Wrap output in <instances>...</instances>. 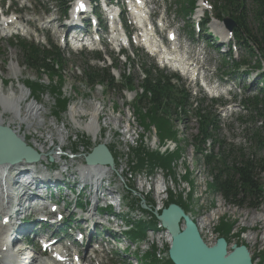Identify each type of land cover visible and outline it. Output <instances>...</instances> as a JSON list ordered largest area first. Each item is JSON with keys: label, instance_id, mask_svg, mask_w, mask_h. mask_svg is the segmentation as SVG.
I'll return each mask as SVG.
<instances>
[{"label": "rangeland", "instance_id": "374dc122", "mask_svg": "<svg viewBox=\"0 0 264 264\" xmlns=\"http://www.w3.org/2000/svg\"><path fill=\"white\" fill-rule=\"evenodd\" d=\"M10 1L13 5L14 3L17 4V8L14 9V12L17 9L20 10V4L18 2H22L26 5V10L34 11L35 13L38 12L40 15L39 23H34L33 26H30L31 28L26 29V38H32L33 40L37 39L40 42L44 41V37L36 33L37 30L40 29L42 32L47 33L55 43H58L59 39L56 38V33L59 34L62 30L60 28H51L48 21L59 16L57 12H55V8L51 15H47L45 11L46 7L53 8V6H47L46 0L37 1L38 3H35L34 0ZM209 1L213 6L211 3L212 0ZM204 2V7L207 8L206 0L199 1L198 4L203 5ZM43 4H45V6H43ZM158 7L160 9H170L171 14L168 17L169 23L185 33H187V31L189 32L187 29L190 23L188 22L191 19L192 21H198V17L194 14L183 20L181 18L182 15H180V5L176 3V0H160L158 2ZM209 9L211 8L208 6V10ZM21 11L24 13L23 9ZM212 12L213 10L208 15L213 16L215 13ZM42 20H44V22H41ZM225 20H230V18ZM36 25H39L40 28H36ZM44 29H46L47 32L44 31ZM208 29L212 38L216 34L223 35L222 33L230 32L224 28L222 22L217 20H212L208 25ZM0 30L2 31L3 28H0ZM10 30H14V28H9V31ZM12 34L13 33L10 32V34L6 36L5 34L0 35V81L3 85V89L5 93L14 91L20 94V90L25 91L29 97L22 104V108H24L23 111H26V106L31 103L38 104L40 109L43 110L40 113L42 116V125H38V122H34L33 127L28 131L25 126L22 134H25V132L27 133L25 141L28 144L33 145V143L37 141L41 147H44L45 158L43 159L45 161L42 163L43 165L46 166L51 157L54 160L53 165L55 168H60V166H62L60 169L66 172L62 173L61 176H57L59 179H56L55 175L46 176L41 173L37 174L35 168H24L25 170L31 169L36 178L41 176L40 178L47 181L48 185L59 186L63 183L74 185V183H76L75 187L84 191V194L87 196L85 193L86 188L83 187L87 185H85V180H83L81 176L79 167L84 162L83 159L88 156L95 147L106 141L108 143L107 148L117 165V171L111 175H107L102 182L101 188L108 191L113 184L112 187L117 189L116 192H119L122 198H124L122 202L124 210L120 211L123 214L120 217L121 223L120 220L118 222L121 224V229L115 231L114 234L120 239L122 238L126 244L129 243L127 246L126 244L124 246L130 251L127 253L130 262L126 260L127 263L167 264L169 258V242L165 240L162 234L156 235V233L152 234L150 230H141L138 220L140 219L143 224H146V227H152L155 223V217L152 212H154L158 201L163 200L162 202H164L165 208L171 198L176 202L181 199L180 203H184L188 206L190 201L189 198L192 196L189 215L193 221L198 223L204 218H211L209 227L205 228L203 231V235L206 239L211 235L214 237L217 236V238H224L221 236V230L223 231L224 227L231 225L232 229L230 235L228 239H226L230 247L233 245H245L251 252L254 263L264 264V222L254 225L250 219L245 217H250L255 213L264 215V174L260 175L263 186V196L260 200L261 203L258 209L231 206L226 203L220 195L211 194L208 189V184L210 182L209 173H207L208 169L204 167L202 157L200 156V158H197V153L195 151L193 139L194 136L197 135V122L193 117L189 116L187 120H181V118H179L174 122V130L177 133V138L175 140H169L167 138L162 140L160 136L158 137L156 128L151 125V120L145 123L141 120L143 116H145L144 114H146V111L144 110L143 113H140L134 104H136V101L142 96V89L140 88V76L143 72L142 67L144 66L145 69H150L153 65H157V62L161 64L158 58H151L146 51L141 48L137 51V54L133 56L134 58H132V60L135 61L134 66L133 64L130 65L125 62L124 58H122V60H117L115 55L103 48L100 49L102 55L104 50L111 55H108L110 62L108 60L104 64L94 59L93 55L88 51L82 54L79 49L74 51L62 49L65 65L59 76L50 77L45 74L37 75L36 72L27 69V67L23 65L22 56L18 47L10 45L8 40ZM199 36L200 35L196 32L194 38L191 35L187 39L184 38V44L181 43L184 47V54L190 58V63L197 64L196 68L194 66H191V68L196 69V73L201 74L203 77L206 76V71L209 72L210 75H212L213 84L218 87L216 91L220 93L221 90L225 89L228 94L231 92L230 98L236 97L237 106L221 112L212 108L209 102L205 104L204 108H207L209 112L220 117L222 126L219 136L222 139L234 143V147H237L238 144L247 146L244 140L245 125H241L236 121V118H238L240 114L247 116L248 113L240 108L239 103H242L246 98L257 95L259 90L264 87V84L256 81L257 79L259 80V78L255 74L247 77L244 75V70L240 71V73L236 72L232 61L230 64H226L229 59L227 57L229 55L227 46L222 50L225 56L221 55V53L217 51L218 48L216 44L210 41L211 39L208 37L209 34L206 35L207 38ZM180 37L182 39L183 35ZM181 39L179 38V42L176 43H180ZM208 41L210 43H208ZM239 41L243 42L240 39ZM139 46H141V44H139ZM231 51L238 63L242 60H249L251 63L256 61L250 59L248 53L243 49L232 47ZM128 55L131 54L129 53ZM103 56L107 57L105 53ZM114 64L117 70H113L112 74L117 81H120L122 74L135 78L131 90L123 92L124 90H111L107 88L106 85L94 87L87 85L84 77L87 65H91L92 67L104 66L112 68ZM12 66L17 69V74L14 76L11 72ZM254 79L256 80L254 81ZM191 87L192 84L188 86V88ZM199 91L205 92L203 89H199ZM211 95L213 96V93ZM58 100L61 102L67 101L68 104L65 110L60 109ZM95 106L102 108L101 119L99 120L101 133L97 140L84 130L86 125L90 123L91 114ZM71 109L74 110V114L76 115L75 121L71 118ZM1 110L0 108V113L2 112ZM23 114L25 113L23 112ZM4 118L8 121V119H12V116L7 114ZM132 138H134V140H132ZM137 140L139 145L137 144ZM217 147L216 145L214 148L208 143L206 145V154H211L212 152L217 154ZM60 149L63 155L74 156V158L64 161L68 158L60 156L58 152ZM138 151L143 152L142 157L144 156L145 158V154H155L159 157L167 158L168 156L177 154V152H179L180 156L175 157L174 160L171 161L170 169L164 170L160 167H152L149 164H144L142 168H138L139 158L136 153ZM244 152L247 151L244 150ZM55 153L59 154V156H55ZM45 166H43V170ZM54 166L47 165V167ZM120 168H122V170ZM76 169H78L80 177L82 178H80V181L84 184L77 182V179L74 177ZM88 177L91 178V176ZM134 180L138 182L135 183ZM37 182L40 183L39 181ZM24 186L23 182L21 185L17 186L16 189L21 191L24 189ZM43 186L45 187L47 185L43 183ZM107 186H109L108 189ZM14 187L13 183V188ZM158 187L159 189H157ZM96 188L98 187L93 186V190ZM101 195L104 198L105 193L101 192ZM108 202L114 203V197L112 195L107 197L106 205L109 210H114L112 212L115 213L117 210L110 206ZM143 203L147 206V210H142ZM17 205L21 206L20 201H18ZM101 205L104 206L103 203H101ZM80 207L83 208V205L80 204ZM128 215L131 217H127ZM15 217H17V215L14 216L11 226H13V223L16 221ZM124 227L127 228V231H125ZM113 229H117V227L114 226ZM225 231H228V229ZM146 232L148 233L147 235L145 234ZM126 234L132 237H126ZM151 234L153 237H151ZM248 236L258 237V243L256 245L248 244L244 239V237ZM19 240L20 234L17 235V241ZM164 247L165 249H163ZM108 259V262L105 264H123V260H120V258L117 259L113 256V259Z\"/></svg>", "mask_w": 264, "mask_h": 264}, {"label": "trees", "instance_id": "16d2710c", "mask_svg": "<svg viewBox=\"0 0 264 264\" xmlns=\"http://www.w3.org/2000/svg\"><path fill=\"white\" fill-rule=\"evenodd\" d=\"M60 6L62 13H66L69 0H51ZM196 0H185L183 3V12L189 14L193 11ZM214 17L223 21L230 18L235 24L234 34L242 40V48L248 53L250 59L256 60L254 65L261 68L264 63V0H212ZM18 49L22 56L23 65L27 69L36 72L37 75L45 74L50 77H58L64 69L65 60L60 51L51 44L50 50L35 46L22 39H16ZM13 46L15 44L11 43ZM248 61H243L241 65H236V69L241 66H247ZM147 77L141 83L140 88L143 93L139 100L134 104L140 113L146 111L141 120L145 123L151 120V125L157 130L158 137L162 140L176 139L177 133L174 130V122L181 118L188 117V108L190 107L188 95L181 89L171 83V78L162 73L154 74L152 71H146ZM87 85L94 87L98 84L106 85L109 89L116 87V82L109 69H97L87 67L84 72ZM124 87L131 90L134 79L123 77ZM96 84V85H95ZM38 87V85H37ZM59 101L60 109L65 110L67 101ZM249 105V121L255 122L256 126L251 133L249 142L255 148L252 154L244 153L243 150L227 145L225 140L219 136V128L216 118L204 107L200 106L192 111V116L198 121L197 135L194 136L195 151L197 158L206 151V145L210 141L215 148L218 145L217 154H208L205 156L207 169L211 180L208 189L211 194L220 195L226 203L237 208L249 207L258 209L260 200L263 196V186L260 175L264 174V96L261 98L246 101ZM191 108V107H190ZM143 109V110H142ZM149 118V119H148ZM261 120V122H258ZM242 121V119H241ZM180 150V149H178ZM139 158L138 168L144 164L162 169H170L171 161L180 156L179 152L167 158L158 155H146L143 152H136ZM257 153V155H256ZM188 206L170 199L168 204H177L186 212H190L192 196H190ZM186 207V208H185ZM157 222L154 225L146 227V224H139L141 230L156 229ZM228 229V231H225ZM232 226L224 227L221 230V236L228 239ZM167 264H172L168 261Z\"/></svg>", "mask_w": 264, "mask_h": 264}, {"label": "bare ground", "instance_id": "6f19581e", "mask_svg": "<svg viewBox=\"0 0 264 264\" xmlns=\"http://www.w3.org/2000/svg\"><path fill=\"white\" fill-rule=\"evenodd\" d=\"M133 8L134 11L139 15V20L142 22V19L140 18L141 16H143L144 14V10L142 5L139 6V4H133ZM120 40V36L119 37H115L114 38V44L118 46V42ZM146 41L148 40V37L146 38ZM184 44V43H183ZM145 47H147L150 50H153V48H155L154 46H152L149 43L144 44ZM186 47V46H185ZM201 58V57H200ZM11 72L12 75H16L17 74V69L12 66L11 67ZM20 73V72H19ZM18 93H15L14 91H11L9 93H5L4 89H3V85L0 81V108L2 109L1 113H0V126L3 128H8L10 129L12 132H14V134L19 137L20 139H22L27 145L32 146L39 154L41 153V155L44 157L45 155V149L44 147H41V145H39V143L36 141L35 143L32 144H28L25 140L27 138V133L25 132V134H22L24 127L26 126V130L28 131L29 129H31L34 125V122H38V125H42V116H41V112L43 111L42 109H40V107L38 106V104L36 103H31L28 104L27 110L23 111L24 108H22V104L26 101V99H28V95L25 93L24 90H20ZM74 109V108H73ZM70 114H71V118L73 121H75L76 115L74 114V110H70ZM23 112L25 114H23ZM10 114L12 116V119H8V121L5 120V115ZM101 114H102V108L101 107H97L95 106L93 113L91 114V118H90V123L86 125L85 127V131L90 134L95 140L98 139L99 135H100V128H99V120L101 119ZM132 117V116H131ZM84 123V122H83ZM127 123V122H126ZM8 125V126H7ZM138 125V124H137ZM112 128V127H111ZM129 128V127H128ZM133 130V129H132ZM144 130V129H143ZM130 131V130H129ZM128 131V132H129ZM130 133V132H129ZM137 137V136H136ZM110 140V139H109ZM131 140V139H130ZM132 140H134V138H132ZM136 141V140H135ZM112 142V141H111ZM106 147H108V143L105 141V143H103ZM134 144V143H133ZM137 144H138V140H137ZM166 144V143H165ZM128 145V144H127ZM139 145V144H138ZM169 145V144H168ZM173 145V144H172ZM130 147V146H129ZM138 147V146H137ZM141 147V146H140ZM139 147V148H140ZM156 147V146H155ZM138 149V148H137ZM155 149V148H154ZM163 149V148H162ZM134 150V149H133ZM175 150V149H174ZM132 151V150H131ZM154 151V150H153ZM168 151V150H167ZM157 152V151H156ZM163 152V151H162ZM116 153V151H115ZM128 154V153H127ZM133 154V153H132ZM59 156V154L55 153V156ZM165 155V154H163ZM123 156V155H122ZM68 156H66L67 158ZM69 158V157H68ZM118 158V157H117ZM122 158V157H120ZM34 166L36 165H28L25 162H22L18 165L15 166H0V264H6V257L7 254L9 252V249L11 248V246H14L13 248H17V235L22 231V226L18 229H14L13 226H11V222L14 218V216H18V214L20 212H22L23 210V202H24V198H22L20 200V204L21 206L17 205L16 207H14L13 203L15 202V198L17 196V191H19L18 189L13 188V183L15 186V183H23L24 185L28 182L31 185L35 186V185H39L40 183L41 186H43L44 182H40L38 183L37 179H35V174H32L33 177L28 178L29 175H25L27 171L24 168H34ZM122 170V168H120ZM182 169V168H181ZM158 170V169H157ZM81 172V176L86 178L88 176H91L92 178L95 177H99V181L98 185L96 186H100L102 185L103 180L107 177V175H111L113 173H115L117 171V165L114 163V166L112 168L109 167H102V166H96V167H92V166H87V165H83L80 169ZM119 171V170H118ZM24 172V173H22ZM77 173V170H76ZM166 173V172H165ZM14 174V177H13ZM147 174V173H146ZM149 174V173H148ZM186 174V173H185ZM167 175V174H166ZM25 176L27 179H25ZM39 176V175H38ZM47 176V175H46ZM60 176V175H57ZM56 176V179H59V177ZM165 176V175H164ZM169 176V175H168ZM41 176H39L40 178ZM116 177V176H115ZM147 177V176H146ZM47 178V177H46ZM153 178V177H152ZM160 178V177H159ZM165 178V177H163ZM169 178V177H168ZM172 178V177H171ZM175 179V178H174ZM20 180V181H19ZM142 180V179H141ZM146 180V179H145ZM155 180V179H154ZM172 180V179H171ZM135 181V180H134ZM140 181V180H139ZM114 182V181H113ZM120 182V181H119ZM138 182V181H137ZM135 181V183H137ZM171 182V181H170ZM177 182V181H176ZM142 183V181H141ZM150 183V182H149ZM158 183V182H157ZM163 183V182H162ZM173 183V182H172ZM178 183V182H177ZM109 184V183H108ZM118 184V183H117ZM133 184V183H132ZM147 185H149L148 183H146ZM142 185V184H141ZM154 185V184H153ZM54 185H51V187H53ZM113 186V184H112ZM145 186V185H144ZM143 186V188H144ZM132 187V186H131ZM161 187V186H160ZM120 189V187H119ZM151 189V188H150ZM156 189V188H154ZM159 189V187L157 188ZM166 189V188H165ZM60 190H67V189H61ZM110 190V189H109ZM117 190V189H116ZM153 191V190H152ZM160 191V190H159ZM148 192V190H147ZM145 193V192H144ZM153 193V192H152ZM156 193V192H155ZM165 194V193H164ZM95 195V194H94ZM149 195V194H148ZM156 195V194H155ZM158 195V194H157ZM100 197L102 195H99ZM165 196V195H164ZM149 197V196H147ZM154 197V196H153ZM157 197V196H156ZM146 198V197H145ZM161 198V196H160ZM100 198H95L94 200H99ZM124 200V198H123ZM153 201V200H152ZM158 201V200H157ZM163 200L158 201L157 205H156V211L159 212L163 209V207L165 206L164 202H162ZM113 202V201H112ZM151 202V201H150ZM154 204V203H153ZM104 205V204H103ZM151 205V204H150ZM138 208V207H137ZM139 209V208H138ZM140 212V211H139ZM89 216L91 214V211H89L87 213ZM139 214V213H138ZM142 215V214H141ZM139 217V216H138ZM247 219H250V221L255 225L261 222H264V215H260V214H253L250 217L245 216ZM4 219H8V222L4 221ZM140 220V219H139ZM136 221V220H134ZM119 219L116 218L115 219V224L118 225L117 228H119ZM211 223V218H204L202 221L198 222V226H199V230H201V232L203 233L204 229L209 227ZM14 224V223H13ZM131 227V226H130ZM133 228V227H132ZM162 229V228H161ZM154 230V229H153ZM161 234L164 236L165 240L170 242V238L168 236L167 233L161 232ZM150 235V234H149ZM157 235V234H156ZM161 235V236H162ZM150 237V236H149ZM2 238V239H1ZM157 238V237H155ZM264 238V237H263ZM72 239H75V237H72ZM93 239V237L91 238V240ZM151 239V238H150ZM162 239V238H161ZM206 239V238H205ZM244 239L248 242V244L251 245H256L258 243V237H253V236H248V237H244ZM147 240V239H146ZM207 242L209 245H213L216 240H217V236L216 239H214V237H208ZM158 241V240H157ZM156 241V242H157ZM145 242V240H144ZM152 242V241H151ZM150 242V243H151ZM131 243V242H130ZM129 244V243H128ZM138 245V244H137ZM144 245V244H143ZM142 245V246H143ZM154 245V244H153ZM146 247V246H145ZM152 247V246H151ZM141 249V248H140ZM165 249V247L163 248ZM137 250V249H136ZM149 250V249H148ZM144 251V250H143ZM159 251V250H158ZM165 251V250H164ZM167 251V250H166ZM138 252V250H137ZM162 252V251H160ZM147 253V252H146ZM160 254V253H159ZM131 255V254H130ZM133 255V254H132ZM141 255V254H140ZM156 255V254H155ZM159 256V255H158ZM158 258V257H157ZM79 261V259H78ZM85 261V258H80V261ZM162 261V260H161ZM87 263V262H86Z\"/></svg>", "mask_w": 264, "mask_h": 264}, {"label": "water", "instance_id": "95a60500", "mask_svg": "<svg viewBox=\"0 0 264 264\" xmlns=\"http://www.w3.org/2000/svg\"><path fill=\"white\" fill-rule=\"evenodd\" d=\"M225 23L228 29L234 28L232 21L226 20ZM43 158L10 129L0 126V166H15L22 162L33 165ZM84 160L87 166L92 167L112 168L115 163L104 144L95 147ZM49 161L53 162V159L50 157ZM142 208L148 209L144 203ZM154 215L171 239L168 255L173 264H255L245 245L230 247L225 238L208 245L197 223L177 204H170L161 214Z\"/></svg>", "mask_w": 264, "mask_h": 264}, {"label": "built area", "instance_id": "2783aa9c", "mask_svg": "<svg viewBox=\"0 0 264 264\" xmlns=\"http://www.w3.org/2000/svg\"><path fill=\"white\" fill-rule=\"evenodd\" d=\"M210 237H214L213 235H211ZM214 239H216V237H214Z\"/></svg>", "mask_w": 264, "mask_h": 264}]
</instances>
